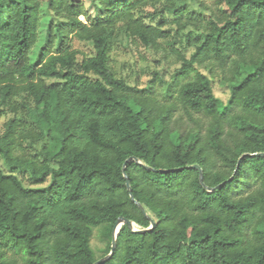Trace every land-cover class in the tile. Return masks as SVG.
<instances>
[{
	"label": "trees",
	"instance_id": "trees-1",
	"mask_svg": "<svg viewBox=\"0 0 264 264\" xmlns=\"http://www.w3.org/2000/svg\"><path fill=\"white\" fill-rule=\"evenodd\" d=\"M4 1L0 264H93L94 229L103 258L119 218L155 225L123 223L106 264H264V157H242L264 154V0H48L34 62L41 1ZM116 45L175 55L147 82L175 102L139 94L111 65Z\"/></svg>",
	"mask_w": 264,
	"mask_h": 264
},
{
	"label": "rangeland",
	"instance_id": "rangeland-1",
	"mask_svg": "<svg viewBox=\"0 0 264 264\" xmlns=\"http://www.w3.org/2000/svg\"><path fill=\"white\" fill-rule=\"evenodd\" d=\"M41 1V11L39 13L38 18V41L36 46L33 48L32 51V61H36L37 57L39 56L40 50L43 48L46 40V36L48 33V27L50 25V22L52 21V13L48 8V0H40ZM78 0H73V2H76ZM87 5L90 4L91 0H85ZM201 4L203 6L208 7H215L213 0H200ZM5 5L10 4L13 2V0H5ZM189 8L191 10H197L198 6L194 4L189 3ZM80 19L84 22H86L85 17L80 16ZM6 21V11L2 10L0 11V26H4ZM87 23V22H86ZM73 49L79 50L81 53L92 55V48L80 41L73 40ZM139 54H132V52H129L127 48L119 47V45H116V47L111 51L112 61L111 65L114 67V69L125 76L133 87H137V92L139 94L147 93L151 97L155 98L160 103H171L175 102V98L169 97L166 93L165 87H163L158 82L156 83L155 87L148 88L147 82L152 79V72L157 70L161 71L166 79L169 77V75L174 71L176 63V56L170 55L169 59L167 61L162 62L161 64H158L154 60V56L151 52H148L144 49H141ZM82 58V55H79V59ZM228 69V68H227ZM223 74L220 70L215 71V76L213 78V85L215 88L216 95L225 103L229 97V89L220 82V77ZM226 76H228V73H226ZM49 82V81H48ZM175 118L180 121L181 126L183 128H186L188 126H194V123L189 120L188 115H185L182 110L176 109L175 111ZM197 119L198 117L195 116ZM8 119L6 117L2 118L1 124L3 125L5 122H7ZM4 167V166H3ZM4 169L7 171L6 167ZM22 177V176H21ZM24 183L29 185V181L26 176H24ZM102 228H95L93 232V236L91 239V245L95 253V257L97 259H100L103 255L107 244H105L104 240L101 236Z\"/></svg>",
	"mask_w": 264,
	"mask_h": 264
},
{
	"label": "water",
	"instance_id": "water-1",
	"mask_svg": "<svg viewBox=\"0 0 264 264\" xmlns=\"http://www.w3.org/2000/svg\"><path fill=\"white\" fill-rule=\"evenodd\" d=\"M244 156H260V157H264V154L263 153H257V154H244L242 157ZM129 160H132V159H129ZM138 164H141L138 160H135ZM193 168H196V169H199V167L197 166H194ZM124 178L126 180V183H127V187H128V191H129V195H130V198L131 200H133L135 202V204L137 205V207L139 208V210L141 212H143L145 215L146 212L144 210V208L134 200V197H133V194H132V190H131V187H130V183H129V180L127 179L126 175H124ZM200 180L202 182V178L200 177ZM150 221H151V226L149 228H146V230H138V229H135L134 228V225L133 223L126 219V218H119L116 222V224L114 225V228H113V231H112V239H111V252L109 253V255L103 257V258H100L98 259L97 261H95L93 264H106L114 255V252H115V248H116V240H117V232H118V229L119 227L125 223L129 226V228L131 229V231L133 233H136V234H144L146 233L147 231H151L153 228H154V225H155V222L153 219L150 218Z\"/></svg>",
	"mask_w": 264,
	"mask_h": 264
}]
</instances>
